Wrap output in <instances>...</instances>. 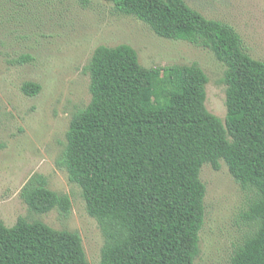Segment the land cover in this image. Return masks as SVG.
Masks as SVG:
<instances>
[{
	"label": "trees",
	"instance_id": "obj_1",
	"mask_svg": "<svg viewBox=\"0 0 264 264\" xmlns=\"http://www.w3.org/2000/svg\"><path fill=\"white\" fill-rule=\"evenodd\" d=\"M83 7L90 0H77ZM160 38L210 50L226 66L227 117L206 107L208 76L197 64L146 68L129 45L97 48L85 69L90 104L77 111L58 160L83 192L105 242L100 264H194L205 221V164L223 161L254 194L244 220L255 229L230 264H264V61L228 24L184 0H103ZM23 56L20 62H31ZM41 85L22 92L37 96ZM21 198L36 214L71 213V200L33 175ZM0 264H90L81 236L42 221L0 218Z\"/></svg>",
	"mask_w": 264,
	"mask_h": 264
},
{
	"label": "rangeland",
	"instance_id": "obj_2",
	"mask_svg": "<svg viewBox=\"0 0 264 264\" xmlns=\"http://www.w3.org/2000/svg\"><path fill=\"white\" fill-rule=\"evenodd\" d=\"M204 17L233 27L248 53L264 61V0H184ZM129 45L146 68L197 64L208 76L206 107L223 122L227 117L223 80L226 66L208 49L158 37L142 21L119 14L112 3L90 0H0V218L13 227L19 218L42 221L78 233L90 264H100L104 236L87 211L82 189L71 183L57 162L67 144L73 115L91 100L85 72L100 46ZM31 62H20L23 56ZM27 82L41 85L26 96ZM43 175L52 191L70 198L68 217L58 210L32 212L21 198L29 179ZM205 221L194 264H230L255 227L244 220L254 194L244 191L222 161L205 164Z\"/></svg>",
	"mask_w": 264,
	"mask_h": 264
}]
</instances>
